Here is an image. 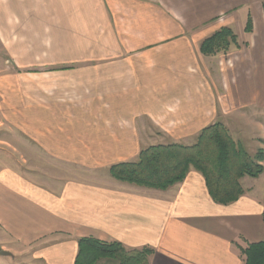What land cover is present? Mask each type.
Segmentation results:
<instances>
[{
    "label": "crops",
    "instance_id": "crops-1",
    "mask_svg": "<svg viewBox=\"0 0 264 264\" xmlns=\"http://www.w3.org/2000/svg\"><path fill=\"white\" fill-rule=\"evenodd\" d=\"M79 17L88 38L130 44L106 53L117 56L116 63L85 65L83 72L54 70L66 76L56 95L42 93L49 95L54 113L44 104L43 111L38 109L35 133L29 116L22 115L20 167L41 170L14 173L12 113H4L0 251L10 255H0V264H74L81 238L118 242L127 249L151 247L150 264H244L237 245L264 240V159L262 174L242 178L245 193L227 206L212 201L194 170L160 191L121 183L108 168L141 150V122L136 121L142 113L157 124V88L177 80L173 63L194 71V59L205 60L194 41L222 27L234 32L239 47L207 58H215L218 72L224 58L235 62L226 70L239 71L242 79L228 81L236 89L229 96L251 108L247 118L259 133L253 151L264 153V0H0V38L6 39L3 31L23 32L19 25L30 20H52L72 39L80 31ZM248 18L252 30L246 33ZM161 61L164 67L158 68ZM184 94L181 90L174 98L187 103ZM194 118L185 127L194 128Z\"/></svg>",
    "mask_w": 264,
    "mask_h": 264
},
{
    "label": "rangeland",
    "instance_id": "rangeland-1",
    "mask_svg": "<svg viewBox=\"0 0 264 264\" xmlns=\"http://www.w3.org/2000/svg\"><path fill=\"white\" fill-rule=\"evenodd\" d=\"M81 21H84V17L78 18V24L80 25L77 30L80 29V31L74 32L72 34L74 38L72 39L66 38L67 34H63L59 30L62 25H55L52 20L46 23H36L30 20L26 24L19 25V27L21 26L24 29L23 32L8 33L3 31L6 39L0 38V133L4 131V113L6 111L7 115L12 113L14 135L11 163L17 176L24 174L22 172L26 174L28 171L41 170L22 169L20 167L22 160L20 144L21 117L23 115L27 119L29 116V130L35 133L38 109L43 111L42 105L44 104L45 108L48 107L49 113H54L50 100L46 97L49 96V93L52 96L56 95L54 92L59 90V84L64 81L66 76L54 70L68 69L70 67L78 70V72H83L82 70L86 69L85 65L116 63L118 57L107 55L106 53L110 52L112 48L117 49L118 46L123 48L122 45L130 44L127 41L90 39L87 36L90 34L85 32V29L82 30L84 27ZM9 36L13 38L10 39ZM201 41H194L195 49L199 48ZM243 45L244 42L241 40L240 47L243 48ZM126 47L130 49L133 46ZM234 47L231 46L230 48ZM220 54L224 55L225 53ZM202 57H204V61L200 58L199 60L194 59L191 64L194 71L191 73L187 72L183 64L173 63L171 69L177 80L172 87L157 88L156 94H159L156 102L158 110L156 114L157 124L154 125V123L149 122L147 117L144 118L142 116V113V118L136 121L141 122V149L157 144H192L195 142L198 133L205 126L220 121L229 129L232 138L236 142H240L249 153L254 154L257 152L253 150L257 149L259 133L252 128L247 118V114H250L252 110L251 108L246 109L243 107L245 104L244 99L243 101H240L242 100L240 99V103L239 101L231 100L229 96L232 91L236 90L230 86L229 82L237 83L238 80L242 79L239 71L232 70L228 72L226 70V66L230 65L231 69H234L235 62L224 58L219 66L222 71L218 72L219 70H215V58H207L210 56L203 55ZM156 66L158 68L162 66L161 68H163L164 64L162 65L161 61ZM87 73L90 74L91 72L87 71ZM95 74H97L99 79L101 72L98 71ZM227 84L228 86L226 87ZM139 90L138 94L142 95L143 90ZM161 90L162 92L167 91L164 94H160ZM181 90L185 91L184 95L188 99L187 103L183 102L184 98H174ZM44 92L48 94H42ZM127 93L128 95L130 94L126 92V95ZM135 95H137L136 92ZM41 98L46 101L43 102ZM161 100H165V102ZM6 103L7 105H5ZM144 107L145 105L141 104V108ZM237 108H240L241 112ZM141 111L143 112L144 110ZM184 113L185 115L188 114L185 118ZM203 113L205 116H203ZM191 114L195 116L193 121L198 124H195L192 129L191 127H185L187 122H192L190 120ZM164 117L168 118L165 119ZM134 137H132L133 148L136 150L137 141H134ZM30 142L34 141L30 139ZM133 153L136 154V151ZM125 154L129 155L130 153L126 152ZM4 155L3 152H0V159H3ZM134 158L124 161H132ZM7 159L9 158L7 157ZM27 174L29 175V173ZM30 174L32 175V173Z\"/></svg>",
    "mask_w": 264,
    "mask_h": 264
},
{
    "label": "trees",
    "instance_id": "trees-1",
    "mask_svg": "<svg viewBox=\"0 0 264 264\" xmlns=\"http://www.w3.org/2000/svg\"><path fill=\"white\" fill-rule=\"evenodd\" d=\"M248 18L244 31L251 32ZM238 46L237 36L222 27L201 41L199 52L215 56ZM64 69V68H62ZM263 150L249 153L236 142L229 129L220 121L205 126L192 144H157L141 149L132 161L117 162L108 172L115 180L132 186L166 191L181 183L189 171L201 174L212 201L227 206L236 202L245 190L244 177L257 178L263 172ZM264 221V211L262 215ZM237 248L244 264H264V240ZM154 249L148 246L127 249L118 242H103L93 238L77 241L74 264H150Z\"/></svg>",
    "mask_w": 264,
    "mask_h": 264
},
{
    "label": "water",
    "instance_id": "water-1",
    "mask_svg": "<svg viewBox=\"0 0 264 264\" xmlns=\"http://www.w3.org/2000/svg\"><path fill=\"white\" fill-rule=\"evenodd\" d=\"M0 255L8 256V255H10V253L9 252H5V251H0Z\"/></svg>",
    "mask_w": 264,
    "mask_h": 264
}]
</instances>
